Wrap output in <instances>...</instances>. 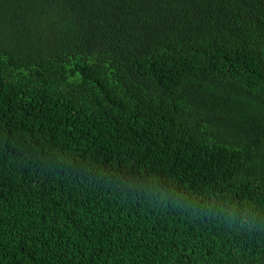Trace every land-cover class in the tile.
I'll use <instances>...</instances> for the list:
<instances>
[{"label":"trees","instance_id":"obj_1","mask_svg":"<svg viewBox=\"0 0 264 264\" xmlns=\"http://www.w3.org/2000/svg\"><path fill=\"white\" fill-rule=\"evenodd\" d=\"M0 264H264V0H0Z\"/></svg>","mask_w":264,"mask_h":264}]
</instances>
